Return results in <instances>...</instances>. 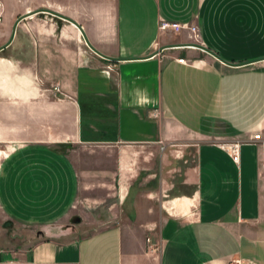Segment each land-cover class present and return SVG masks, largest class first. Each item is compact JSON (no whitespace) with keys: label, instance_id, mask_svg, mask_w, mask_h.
<instances>
[{"label":"crops","instance_id":"obj_1","mask_svg":"<svg viewBox=\"0 0 264 264\" xmlns=\"http://www.w3.org/2000/svg\"><path fill=\"white\" fill-rule=\"evenodd\" d=\"M0 57L42 89L4 108L0 264H264V0H0Z\"/></svg>","mask_w":264,"mask_h":264},{"label":"clouds","instance_id":"obj_2","mask_svg":"<svg viewBox=\"0 0 264 264\" xmlns=\"http://www.w3.org/2000/svg\"><path fill=\"white\" fill-rule=\"evenodd\" d=\"M39 78L21 62L0 57V103L9 108H26L39 99Z\"/></svg>","mask_w":264,"mask_h":264},{"label":"rangeland","instance_id":"obj_3","mask_svg":"<svg viewBox=\"0 0 264 264\" xmlns=\"http://www.w3.org/2000/svg\"><path fill=\"white\" fill-rule=\"evenodd\" d=\"M4 108H5V104L0 103V166H1V161L3 160V157L6 156V154H8L11 151L12 146L16 145V143L8 141L5 137L6 136L5 135L6 134V130H5L6 122H5ZM20 120H21V117L19 115L18 117H15V121L13 123L14 131L15 132L17 131L19 134H20V125H21ZM80 210L81 209L74 210L73 218L69 220L70 225H68L67 227H62L61 229V230H65V229L73 230L74 229V232H72V234L67 238H71V239L84 238V237H87L93 234L97 230H100L98 228L89 227V226L81 227L80 226L81 222L76 221L79 219L81 220ZM0 230L2 233L1 238H2L3 246H6L8 243H10V241L8 242V240H10L11 234L19 233L21 235L29 236L31 232V229L24 228L22 227V225L16 224V223L14 225L8 219H2V218H0ZM34 236H37V231L35 232Z\"/></svg>","mask_w":264,"mask_h":264},{"label":"built area","instance_id":"obj_4","mask_svg":"<svg viewBox=\"0 0 264 264\" xmlns=\"http://www.w3.org/2000/svg\"><path fill=\"white\" fill-rule=\"evenodd\" d=\"M161 29L163 31L180 32L182 29H184V25H182L180 23H172L169 21H162ZM179 62L184 63V59H180ZM260 138H261L260 134L255 136V139H257V140H259ZM232 152H233L234 161H238V159H239V146L235 145V147L232 149ZM148 242H150L149 239H148Z\"/></svg>","mask_w":264,"mask_h":264}]
</instances>
